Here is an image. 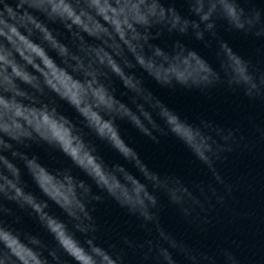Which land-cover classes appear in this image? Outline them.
Returning a JSON list of instances; mask_svg holds the SVG:
<instances>
[{
	"label": "clouds",
	"instance_id": "1",
	"mask_svg": "<svg viewBox=\"0 0 264 264\" xmlns=\"http://www.w3.org/2000/svg\"><path fill=\"white\" fill-rule=\"evenodd\" d=\"M249 107L264 0H0V264H264Z\"/></svg>",
	"mask_w": 264,
	"mask_h": 264
},
{
	"label": "water",
	"instance_id": "2",
	"mask_svg": "<svg viewBox=\"0 0 264 264\" xmlns=\"http://www.w3.org/2000/svg\"><path fill=\"white\" fill-rule=\"evenodd\" d=\"M179 7V4L177 5ZM238 43H243L244 46L248 49H251L253 47L252 43L250 41L243 42V41H237ZM171 102L179 107H196L201 105L203 102L194 96H177L171 98ZM218 106H220L223 109V112L221 115H224L225 113L231 115L233 118H237L236 113L232 111V108L234 107V104L232 102H226L223 97H221L218 101L215 102ZM207 107V105H205ZM249 112L256 113L258 119L264 115V113H261V110L259 108L255 107H249L246 109ZM141 150L149 157L153 156V147L152 145L147 142L146 140L137 137ZM168 149L171 151L176 152L179 155V149L178 147L169 144ZM229 169L231 172H242V171H248L251 172L252 175L259 177L262 172H264V160H261L259 157L252 158V157H241L240 159L236 160L229 166ZM262 196H264V193L261 191H257L253 194H245V198L250 202V205L256 208L258 213L264 212V200H262ZM171 216V214H170ZM259 217L254 218V220H249L245 222L246 227L248 228H255L256 225L259 224ZM171 223L174 227H178L176 224L174 218L171 220ZM218 227V235L213 236L211 239L207 240V243H213L214 240L218 239L219 236H222L224 234H227L229 231H231V226L227 225L226 223L222 222Z\"/></svg>",
	"mask_w": 264,
	"mask_h": 264
}]
</instances>
